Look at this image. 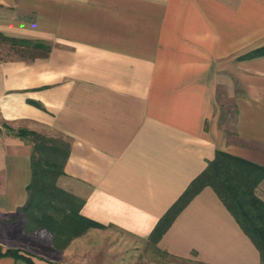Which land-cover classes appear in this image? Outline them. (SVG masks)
<instances>
[{"label":"crops","instance_id":"obj_1","mask_svg":"<svg viewBox=\"0 0 264 264\" xmlns=\"http://www.w3.org/2000/svg\"><path fill=\"white\" fill-rule=\"evenodd\" d=\"M263 46L264 0H0V244L36 264H133L134 242L218 149L264 165V54L245 56ZM20 128L70 140L58 184L100 223L63 248L23 231L32 142ZM256 193L264 200V178ZM157 246L200 264H262L212 186Z\"/></svg>","mask_w":264,"mask_h":264},{"label":"trees","instance_id":"obj_2","mask_svg":"<svg viewBox=\"0 0 264 264\" xmlns=\"http://www.w3.org/2000/svg\"><path fill=\"white\" fill-rule=\"evenodd\" d=\"M261 54H264V46L245 56ZM18 133L29 137L32 142L29 198L20 210L25 217L23 231L32 236L50 235L53 244L63 248L71 239L83 234L90 227L100 225L82 214L81 209L85 201L82 197L58 184L59 177L66 174L65 164L70 155V140L62 135L29 128H20ZM262 178L263 164L218 149L207 167L190 182L161 216L150 238L157 245L163 233L191 199L204 187L212 186L242 229L259 248L264 264V200L256 193ZM21 250L0 244V257L20 256L31 264H36L31 254Z\"/></svg>","mask_w":264,"mask_h":264},{"label":"rangeland","instance_id":"obj_3","mask_svg":"<svg viewBox=\"0 0 264 264\" xmlns=\"http://www.w3.org/2000/svg\"><path fill=\"white\" fill-rule=\"evenodd\" d=\"M225 94L226 93H223L222 97L223 115L221 122L223 123V127L225 128L227 134L230 136L233 129L235 108L233 107L234 104L231 103V99ZM33 242L38 245L43 243L38 239H34ZM133 247L134 248L130 251L129 255L133 258V264H200L193 259H183L167 253L166 251L160 249L150 237L144 240H136Z\"/></svg>","mask_w":264,"mask_h":264}]
</instances>
